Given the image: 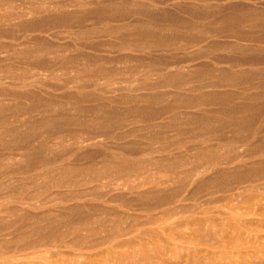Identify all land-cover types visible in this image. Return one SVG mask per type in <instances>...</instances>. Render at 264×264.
<instances>
[{
	"label": "bare ground",
	"instance_id": "obj_1",
	"mask_svg": "<svg viewBox=\"0 0 264 264\" xmlns=\"http://www.w3.org/2000/svg\"><path fill=\"white\" fill-rule=\"evenodd\" d=\"M16 32L0 42V264H45L35 248L50 244L73 254L66 264H88L106 243L102 264L121 262L142 225L216 224L173 217L198 194L208 197L194 208L264 191V1L0 0V36ZM123 80L135 87L113 93ZM139 120L153 130L123 131ZM183 146L188 155L170 152ZM263 199L237 224L264 231ZM165 205L162 220L142 218ZM257 238L238 233L251 251L207 264H264ZM133 248L134 261L153 249Z\"/></svg>",
	"mask_w": 264,
	"mask_h": 264
},
{
	"label": "rangeland",
	"instance_id": "obj_2",
	"mask_svg": "<svg viewBox=\"0 0 264 264\" xmlns=\"http://www.w3.org/2000/svg\"><path fill=\"white\" fill-rule=\"evenodd\" d=\"M264 1V0H261ZM182 0H174V4L178 5L181 4ZM173 7V6H172ZM51 33H59V35H62L63 32H61L60 28H53L47 31L46 35H49ZM62 33V34H61ZM15 35L16 38L13 37H7V36H0V42L4 44H12L16 41H19L20 39H17L18 36L21 35L20 32H16ZM61 42H68V38L60 39ZM50 83L58 84L57 81H50ZM135 84L133 82H130L128 80H123V82L120 83H113L111 84L110 88H116V87H122L123 89L117 90L113 93L118 94L119 92L123 91V94L129 91V87H135ZM133 93H139L140 90L132 91ZM249 92H254V90H250ZM213 107H208L207 110H212ZM156 123L164 124L167 122L166 118H156ZM131 128L137 129V131H140L142 133H148L149 131L153 130V128L147 127L146 122L143 120L139 121H133L131 123H127L123 125V131L129 130ZM103 139V137H99ZM132 137H125L120 140L123 145L125 143L131 141ZM175 139L172 135H166L164 137L165 142H170V140ZM190 143H192L190 141ZM189 144V143H187ZM190 146V144H189ZM188 146V147H189ZM188 147H180V148H174L170 152L173 154H189L190 149ZM188 168V165L184 166V170ZM154 171L146 172L144 171L143 174H139L140 178L145 176L151 177V174ZM212 170L205 171L200 175L202 178H207L211 175ZM127 180L129 182H132V177H127ZM139 179H137L138 181ZM150 184H146L143 187H140V189L147 188ZM155 185V184H152ZM85 188V187H84ZM73 190H80L81 187H72ZM63 190L61 193L67 191ZM99 193H106L108 191L106 188H97L95 189ZM248 196H249V202L246 201H237V199H233L231 196H225L223 197L219 202L210 203L209 205H205L203 207L194 208V205H199L200 203H203V201L206 200L208 195L205 194H198L196 199L194 200H188L186 203H188L189 208L186 209L184 212H177L174 213L173 217L178 218H185V217H191V218H198L202 220H210V219H219L216 220V224H211L210 222L202 224L201 228H192V229H167L162 224H158L155 222L154 224H146L139 227V230L146 231V233L143 234L142 238L134 239L136 247V251H139V248L142 243L145 245H148V247H152L153 249L150 251V254L148 257L145 258H138L137 261L132 260L131 253L134 248L132 245L123 244V251H127V255L123 257V261L117 262L115 260L109 259L107 261V264H154L158 263L159 260L161 261L162 257H165L166 259H169L171 262L180 261L182 263L186 264H207L211 263L214 259H227V258H234L237 256H244L246 255L245 252L251 251V247L248 249H242L237 242L238 239V233H241L245 237L247 236H255L259 235V238H257V242L264 243V231H261L259 229H249L244 228L238 223V220L242 218V210L247 204H251L254 196L256 197L259 195H262L264 197V191H261L257 188H249L247 190ZM221 194V193H216ZM253 197V198H252ZM264 201V199H263ZM6 206H14L16 202L14 200H10L8 203H4ZM167 206H162L160 209L156 210H143L141 211L142 218H164L168 213ZM215 206H218L215 208ZM49 205L45 206L44 209L38 208L35 209L34 213H40L43 210H47ZM222 212V213H220ZM165 215V216H164ZM131 218H129L130 220ZM214 219V220H215ZM196 229V230H195ZM149 231V232H147ZM187 235L190 239L187 238ZM138 240V241H137ZM22 242V240H21ZM258 243V244H259ZM111 245V243H106L103 245H100L98 247H95L91 249L93 256L91 258H88L86 261H88V264H102V259L104 258L100 253L101 249H105ZM110 247V246H109ZM176 247V248H175ZM59 247L54 246L52 244L45 245V246H39L35 249H38L39 257L45 262V264H54L55 261H60L61 263L66 264L67 261H69L70 258H72L73 254L64 252L63 254H58L57 250ZM64 248V247H60ZM99 248V249H98ZM68 249V248H65ZM47 250V251H45ZM117 250V249H116ZM88 252V251H85ZM213 254V258L210 257V255ZM31 258L24 257L22 261L30 263ZM199 259V260H198ZM5 261L4 259L0 260V262Z\"/></svg>",
	"mask_w": 264,
	"mask_h": 264
}]
</instances>
